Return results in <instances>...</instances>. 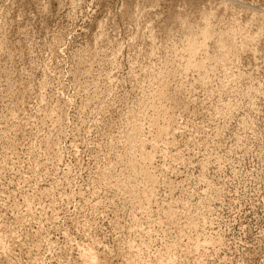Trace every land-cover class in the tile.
Instances as JSON below:
<instances>
[{"label":"rangeland","instance_id":"1","mask_svg":"<svg viewBox=\"0 0 264 264\" xmlns=\"http://www.w3.org/2000/svg\"><path fill=\"white\" fill-rule=\"evenodd\" d=\"M0 243L264 264V0H0Z\"/></svg>","mask_w":264,"mask_h":264},{"label":"bare ground","instance_id":"2","mask_svg":"<svg viewBox=\"0 0 264 264\" xmlns=\"http://www.w3.org/2000/svg\"><path fill=\"white\" fill-rule=\"evenodd\" d=\"M200 35L203 38V40H205L208 38L209 32H208V30H205L204 32H201ZM248 39H251V38H248V37L243 38L242 46L243 45L246 46V44L247 45L250 44V42L248 43V41H249ZM220 47H222V46H220ZM203 48H204V44L196 43V41H191L187 44V47L184 49V50H186V53L183 51L184 56H186V63L190 64L191 66L194 65L193 68L195 67L196 70L200 69V67H197V65H196V62H197L196 61V59H197L196 54L199 52V50L200 51L203 50ZM160 137H161L163 143L167 142V144L169 142H171V140H169V139H172L170 137L169 133H167L166 128H165V130L160 131ZM151 161H152V155L147 157L146 161L143 162V164L149 165L151 163ZM145 179H146L147 183H149V184L153 183L152 175H147ZM2 244L3 243H0V246H4ZM1 250H3V249H1ZM101 258L102 257L100 255V253H98L96 251V248L93 246H90L88 244H84V245L79 246V248H78V253H77L78 264H100ZM159 261H161V260H159ZM128 264H135V263H132V261L130 260V262ZM158 264H172V262L171 261L169 262L167 259V262L161 261V262H158Z\"/></svg>","mask_w":264,"mask_h":264}]
</instances>
